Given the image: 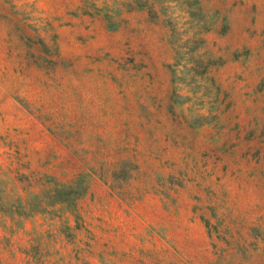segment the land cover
I'll use <instances>...</instances> for the list:
<instances>
[{
  "label": "rangeland",
  "instance_id": "374dc122",
  "mask_svg": "<svg viewBox=\"0 0 264 264\" xmlns=\"http://www.w3.org/2000/svg\"><path fill=\"white\" fill-rule=\"evenodd\" d=\"M0 264H264V0H0Z\"/></svg>",
  "mask_w": 264,
  "mask_h": 264
},
{
  "label": "crops",
  "instance_id": "0c3cea01",
  "mask_svg": "<svg viewBox=\"0 0 264 264\" xmlns=\"http://www.w3.org/2000/svg\"><path fill=\"white\" fill-rule=\"evenodd\" d=\"M111 222H113L116 225V227H121L122 225H125V226L131 225V227L139 225V226H141V229H144L148 225V223H147L148 221H111ZM189 232H190V230H189Z\"/></svg>",
  "mask_w": 264,
  "mask_h": 264
},
{
  "label": "trees",
  "instance_id": "16d2710c",
  "mask_svg": "<svg viewBox=\"0 0 264 264\" xmlns=\"http://www.w3.org/2000/svg\"><path fill=\"white\" fill-rule=\"evenodd\" d=\"M86 189H84V191H85ZM54 196H57V201L56 202H60V203H63L64 202V200L62 199V197H60V196H62V194H61V192L58 190V191H55V194H54ZM30 212H32V211H30ZM30 214V213H29ZM28 214V215H29Z\"/></svg>",
  "mask_w": 264,
  "mask_h": 264
}]
</instances>
